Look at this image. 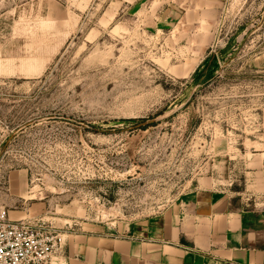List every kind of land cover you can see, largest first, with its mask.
<instances>
[{
	"label": "rangeland",
	"instance_id": "obj_1",
	"mask_svg": "<svg viewBox=\"0 0 264 264\" xmlns=\"http://www.w3.org/2000/svg\"><path fill=\"white\" fill-rule=\"evenodd\" d=\"M187 15L170 22L161 0H0V212L65 243L207 178L259 188L264 0Z\"/></svg>",
	"mask_w": 264,
	"mask_h": 264
},
{
	"label": "crops",
	"instance_id": "obj_2",
	"mask_svg": "<svg viewBox=\"0 0 264 264\" xmlns=\"http://www.w3.org/2000/svg\"><path fill=\"white\" fill-rule=\"evenodd\" d=\"M161 1L176 23L221 0ZM257 65L264 68V58ZM206 180L132 223L68 229L54 264H264V181L242 192Z\"/></svg>",
	"mask_w": 264,
	"mask_h": 264
},
{
	"label": "built area",
	"instance_id": "obj_3",
	"mask_svg": "<svg viewBox=\"0 0 264 264\" xmlns=\"http://www.w3.org/2000/svg\"><path fill=\"white\" fill-rule=\"evenodd\" d=\"M64 239L42 219H9L0 212V264H52Z\"/></svg>",
	"mask_w": 264,
	"mask_h": 264
}]
</instances>
